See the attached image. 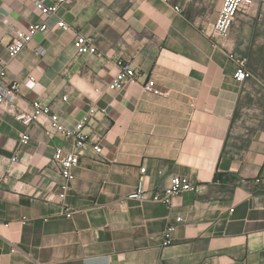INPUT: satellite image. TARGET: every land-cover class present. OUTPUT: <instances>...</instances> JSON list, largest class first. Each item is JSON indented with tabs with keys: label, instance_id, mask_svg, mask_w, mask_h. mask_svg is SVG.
<instances>
[{
	"label": "crops",
	"instance_id": "crops-1",
	"mask_svg": "<svg viewBox=\"0 0 264 264\" xmlns=\"http://www.w3.org/2000/svg\"><path fill=\"white\" fill-rule=\"evenodd\" d=\"M35 1L0 0V64L21 84L16 110L0 107V264H264V0L238 16L227 48L204 33L222 0H76L49 19ZM44 21L11 59L14 32ZM77 33L98 53L78 54ZM228 51L248 58L252 77L234 78ZM118 57L140 82L112 90ZM148 79L163 94L146 92ZM38 100L70 128L90 115L85 133L103 149L82 150L64 202L54 154L74 140L48 116L29 127L15 117ZM144 165L147 188L187 175L200 191L171 209L129 199Z\"/></svg>",
	"mask_w": 264,
	"mask_h": 264
},
{
	"label": "built area",
	"instance_id": "built-area-1",
	"mask_svg": "<svg viewBox=\"0 0 264 264\" xmlns=\"http://www.w3.org/2000/svg\"><path fill=\"white\" fill-rule=\"evenodd\" d=\"M76 0H53L50 4H45L42 1H35L38 8L49 19L59 15V11L74 3ZM168 1V0H165ZM257 0H222L221 8L217 20L211 30H205V35L216 41L217 44L227 48V41L230 39L233 25L239 15H245L250 13ZM175 10L178 13H182V7L175 5ZM57 25L64 31L73 30L72 24L67 22L63 18H59ZM49 30V25L46 21L42 23H32L26 30H16L8 44V51L11 59L16 58L25 47L32 41V39L38 33H44ZM74 45L78 54L83 55L87 53H98V48L95 43V37L93 35H86L77 33L74 40ZM40 53H44L43 49L38 50ZM229 57L235 64L234 78L240 81L253 76L252 71L249 69V60L247 57L238 56L234 52H230ZM116 65L118 72L109 85V88L116 90L127 82L139 83V75L137 70L121 57L116 59ZM28 87L33 89L37 84V79L31 76L26 82ZM21 84L17 81L8 79V72L5 63L0 64V107L4 102L8 101L12 108L16 110V100L20 92ZM143 89L146 92L153 93L155 95H161L163 92L158 88L154 79H148L143 84ZM99 89H97L98 91ZM66 98V97H65ZM31 111H16L15 117L21 121L24 125L29 127L33 122L38 121L42 116H48L52 128L57 132L62 133L66 138L74 140L75 149L71 152H65L61 148H57L54 154V160L57 162L61 169V176L63 178L61 182V190L58 193V200L64 202L72 189V182L75 179L74 169L80 163V156L82 150L90 145L95 153H102L103 149L101 145L94 139H89L85 133L87 124L91 121L90 115L83 116L73 128L67 127L62 121L58 113L53 108L38 100L33 105ZM105 111V110H103ZM30 134L24 131L20 134V143L26 144L30 140ZM141 176L138 179L134 189L129 193L128 198L139 202H156L162 203L168 206L170 209L174 206V200L177 196L184 192L200 191V186L192 181L187 175H173L168 184L162 188H147L145 181V174L147 173V167L144 165L141 168ZM5 180L4 177H0V184ZM71 216V213H68ZM178 223L184 221V217L179 215L176 217ZM176 226L170 225L165 231V244L172 243V233ZM17 247H14L15 250Z\"/></svg>",
	"mask_w": 264,
	"mask_h": 264
}]
</instances>
